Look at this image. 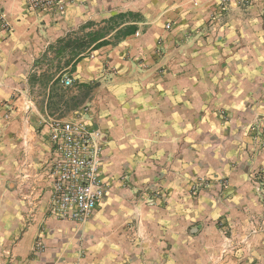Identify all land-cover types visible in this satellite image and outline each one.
<instances>
[{"label": "crops", "instance_id": "obj_1", "mask_svg": "<svg viewBox=\"0 0 264 264\" xmlns=\"http://www.w3.org/2000/svg\"><path fill=\"white\" fill-rule=\"evenodd\" d=\"M0 10L11 25L0 31V264L200 262L222 213L215 188L190 194L196 175L229 178L228 220L245 222L242 207L264 205L248 180L264 170L250 129L264 123V0H78L62 13L0 0ZM122 12L138 16L109 22ZM131 23L137 31L114 41ZM95 32L111 43L73 47ZM66 76L77 87L63 97ZM21 93L35 101L28 118ZM49 116L104 135L110 191L83 224L50 211ZM124 167L134 190L158 181L164 206L123 196Z\"/></svg>", "mask_w": 264, "mask_h": 264}, {"label": "built area", "instance_id": "obj_2", "mask_svg": "<svg viewBox=\"0 0 264 264\" xmlns=\"http://www.w3.org/2000/svg\"><path fill=\"white\" fill-rule=\"evenodd\" d=\"M78 0H27L32 10L54 9L62 13L67 6ZM228 0H221L227 3ZM0 31H11L7 15L0 10ZM66 86L73 84V78H63ZM21 103L17 109L28 118L36 109L35 101L29 93L16 97ZM20 107V108H19ZM9 117V115H6ZM49 129L52 154L48 160V177L51 184L52 215L60 220L83 224L93 215L97 207L110 191V184L102 172L104 135L78 119H62L56 116L45 118ZM258 142L264 144V123L256 128ZM45 244L36 239L35 251L42 252Z\"/></svg>", "mask_w": 264, "mask_h": 264}, {"label": "rangeland", "instance_id": "obj_3", "mask_svg": "<svg viewBox=\"0 0 264 264\" xmlns=\"http://www.w3.org/2000/svg\"><path fill=\"white\" fill-rule=\"evenodd\" d=\"M130 20V18H128ZM169 26V25H168ZM77 87V83L73 81L71 86L62 85L60 89V96L70 95L71 91ZM84 95H80L79 100L83 101ZM84 102V101H83ZM257 126L250 129L255 131V139L257 150L264 148V144L257 142L256 138ZM203 144H206L205 142ZM206 147L201 148V154L204 153V162H206ZM209 159V158H208ZM131 174L123 168L119 179L121 181V188L124 190L123 196H129L130 194L137 200H143L145 203L151 206H164L166 203L168 193L166 190L160 187L158 181H149L144 183L141 187L135 186V190L132 188L133 181ZM248 180L254 186V192L260 199L264 200V170H253L249 172ZM229 178L227 176L209 177L206 175H196L192 180L189 192L191 195L197 198L202 192L208 189L215 188L217 197V204L215 206L220 207L219 218L214 220V226L216 232L212 233L206 242L208 246L204 247L207 251L206 259L198 261L195 258H184L181 264H264V205L261 207L247 206L242 207V210L246 214L245 222H238L233 217L228 220L225 214V206L223 205V199H225L226 190L229 187ZM217 187H216V186ZM215 186V187H214ZM133 190V191H131ZM210 193V191H209ZM208 208L214 206L212 202L204 203ZM232 212L229 211V214ZM238 219L237 213H233ZM227 216V217H226ZM229 218V217H228ZM206 224V222H205ZM206 251H204L206 253Z\"/></svg>", "mask_w": 264, "mask_h": 264}, {"label": "trees", "instance_id": "obj_4", "mask_svg": "<svg viewBox=\"0 0 264 264\" xmlns=\"http://www.w3.org/2000/svg\"><path fill=\"white\" fill-rule=\"evenodd\" d=\"M137 16L138 15L134 12H122V13H118V14L112 16L110 18L109 22L115 21L117 23V25H121L124 22H127L128 18L131 17L132 19H134V18L136 19ZM133 21H135V20H133ZM137 29H138V26L135 23L126 24V25L122 26L115 33L114 41L120 40L122 38H125L128 35L134 34L137 31ZM92 34H93V37H90L87 40H84V41L83 40H77L76 43H74L73 47H75L77 49H82L83 47L89 48L93 42H97V44L94 45L93 48H98V47H101V46H104V45L111 43V40H109V39L101 40L100 39L101 37H99L96 32L92 33ZM79 53H81V52H77V54H79Z\"/></svg>", "mask_w": 264, "mask_h": 264}]
</instances>
